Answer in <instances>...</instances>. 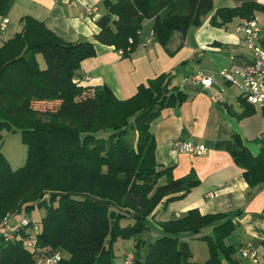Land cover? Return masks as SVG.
Wrapping results in <instances>:
<instances>
[{
  "label": "trees",
  "instance_id": "16d2710c",
  "mask_svg": "<svg viewBox=\"0 0 264 264\" xmlns=\"http://www.w3.org/2000/svg\"><path fill=\"white\" fill-rule=\"evenodd\" d=\"M16 0H0L6 17ZM95 42L114 46L124 57L140 43L144 21L153 20V35L167 47L175 33L185 37L214 10V0H104ZM264 13V4L247 1L220 7L211 18L224 26L234 18L249 20ZM22 29L0 47V225L25 212L44 209L35 223L27 218L11 227L13 239L0 235V264H37L39 256L62 254L57 264H116L115 243L135 242L136 264H225L237 251L225 239L234 229L227 213L202 214L197 208L159 223L162 234L147 245L144 259L141 234L148 217L166 198L185 196L200 184L192 171L175 178L172 167L156 159L152 122L163 109L188 98L173 85L175 74L162 73L119 99L106 85L84 86L75 80L83 60L96 55V43L71 42L32 15L21 18ZM264 46V39L262 40ZM43 56L41 67L38 56ZM244 110L255 106L241 97ZM58 101L40 110L34 104ZM264 116V105L261 108ZM20 130L27 146L23 166L13 169L2 153L3 131ZM244 168L249 186L264 185V147L254 154L239 135L219 142ZM125 221H128L126 224ZM209 247V258L193 262L188 242L180 235L199 234Z\"/></svg>",
  "mask_w": 264,
  "mask_h": 264
},
{
  "label": "crops",
  "instance_id": "0c3cea01",
  "mask_svg": "<svg viewBox=\"0 0 264 264\" xmlns=\"http://www.w3.org/2000/svg\"><path fill=\"white\" fill-rule=\"evenodd\" d=\"M247 1L264 4V0H214V10L203 23L191 26L185 37L175 33L167 47L154 37L153 20L147 19L139 35L138 48L129 57H124L114 46L95 42V34L100 29L97 20L106 12L104 0H16L6 16L9 22L5 30H0L1 47L6 39L21 31V18L29 14L44 21L67 41H94L96 55L83 60L75 80L84 86L106 85L119 99L132 97L139 85L165 72L175 74L173 85L188 94L182 104L163 109L152 122L151 129L156 138L155 154L160 166L172 167L175 178L194 171L200 184L181 198L168 202L165 198L148 217V228L141 234L143 259L147 245L162 234L161 221L181 217L195 208L202 214L227 213L233 221L235 229L225 243L234 245L237 251L228 264H241L236 256L240 253L239 248L247 243L264 255V185L249 186L244 168L235 162L226 148L218 147L219 142L230 140L234 135H239L254 154H259L264 147L262 107L254 105V114L237 117L235 113L244 110L240 91L219 75L234 62L246 64L253 59L250 47L236 31L243 19L236 17L221 27L211 23L218 8L235 7ZM88 7L92 9L91 13L86 11ZM256 17L263 40L264 13H256ZM3 19L4 16H0V24ZM38 59L41 67H45L40 56ZM197 72L213 76L214 83L203 86L190 82L188 77ZM40 103L51 107L59 104L58 101ZM178 139L204 144L208 151L203 155L177 151L174 142ZM36 211L29 218L25 212L14 216L13 225L23 218L35 220ZM212 232L213 226H208L199 234L186 232L180 235L190 246L193 262H204L209 258L208 244L200 237ZM193 244L202 249L200 253L205 256L204 260L198 259L199 252L193 251ZM132 248L115 251L121 264L124 254Z\"/></svg>",
  "mask_w": 264,
  "mask_h": 264
},
{
  "label": "built area",
  "instance_id": "2783aa9c",
  "mask_svg": "<svg viewBox=\"0 0 264 264\" xmlns=\"http://www.w3.org/2000/svg\"><path fill=\"white\" fill-rule=\"evenodd\" d=\"M86 11L91 13L92 9L88 7ZM8 22L9 18L4 17L0 24L1 31L5 30ZM236 31L242 35L244 41L250 47L253 59L246 64L234 62L226 69L221 70L219 75L226 81L236 85L241 97L247 102L262 107L264 105V46L262 43V29L259 25L258 18L254 17L249 20H243L236 27ZM188 80L203 86H210L214 83L215 78L205 75L202 72H197L188 77ZM174 146L177 151L194 155H203L208 151V147L204 144L193 143L182 139L176 140ZM21 222L22 224L28 223L26 219H22ZM11 227V221L0 225V235L7 240L13 239L14 236L10 232ZM239 251L244 258H248L254 264H258L259 252L252 244H244L239 248ZM61 257L62 254L60 252L45 255L39 258L38 264H57ZM123 264H136L135 253L133 251L126 255Z\"/></svg>",
  "mask_w": 264,
  "mask_h": 264
},
{
  "label": "rangeland",
  "instance_id": "374dc122",
  "mask_svg": "<svg viewBox=\"0 0 264 264\" xmlns=\"http://www.w3.org/2000/svg\"><path fill=\"white\" fill-rule=\"evenodd\" d=\"M259 12L260 11H258L257 13H259ZM40 59H41L42 65L45 66V60H44L43 56L40 55ZM34 106H35V108L40 109V110L56 108L55 107L56 105L51 107L50 105L42 104L40 102L35 103ZM1 151L9 159V162H10L13 169H17V168H19L25 164L26 158H27V146L22 141L20 130H17L15 132L14 131H8V130L3 131V144L1 146ZM44 214H45L44 209H37L36 213L33 215L35 217V220H32L35 223V225L41 219V216L42 217L44 216ZM27 217L29 218V215H27ZM12 221H11V225H13ZM134 246H135V244H134ZM134 246H133V240L119 239L117 241V243H115L114 249H115V251H117V250L126 251L127 248L130 249ZM202 247H206L205 244H202ZM192 249H193V251L195 250V252L197 254L199 252L198 259L204 260L203 258H205V256L203 257L201 255L200 252L202 249L198 248V244L197 245L193 244ZM132 251L134 253L136 252L135 247L132 248L130 251H127L126 254H124V258L126 257V255L128 253H130ZM40 257H42V256H40ZM236 257H238L241 260V264H254L250 259L243 258L240 253H237ZM119 258L120 257H116V259H115L116 264H121V260H118ZM258 259H259L258 264H264V255L263 254L259 253ZM38 261H39V256L37 258V264H38ZM122 264H123V261H122ZM225 264H228V262L225 261Z\"/></svg>",
  "mask_w": 264,
  "mask_h": 264
}]
</instances>
